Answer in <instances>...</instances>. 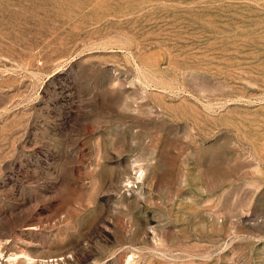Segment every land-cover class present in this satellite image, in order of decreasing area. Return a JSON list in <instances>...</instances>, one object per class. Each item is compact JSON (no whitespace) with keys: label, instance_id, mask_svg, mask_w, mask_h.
Wrapping results in <instances>:
<instances>
[{"label":"rangeland","instance_id":"obj_1","mask_svg":"<svg viewBox=\"0 0 264 264\" xmlns=\"http://www.w3.org/2000/svg\"><path fill=\"white\" fill-rule=\"evenodd\" d=\"M0 264H264V0H0Z\"/></svg>","mask_w":264,"mask_h":264}]
</instances>
